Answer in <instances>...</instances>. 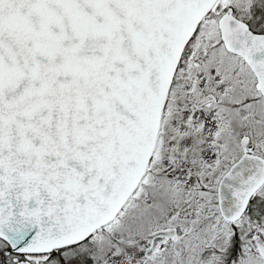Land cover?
I'll return each instance as SVG.
<instances>
[{
    "label": "snow or ice",
    "instance_id": "snow-or-ice-1",
    "mask_svg": "<svg viewBox=\"0 0 264 264\" xmlns=\"http://www.w3.org/2000/svg\"><path fill=\"white\" fill-rule=\"evenodd\" d=\"M0 264H264V0H0Z\"/></svg>",
    "mask_w": 264,
    "mask_h": 264
}]
</instances>
